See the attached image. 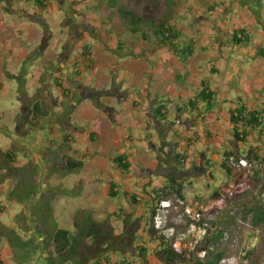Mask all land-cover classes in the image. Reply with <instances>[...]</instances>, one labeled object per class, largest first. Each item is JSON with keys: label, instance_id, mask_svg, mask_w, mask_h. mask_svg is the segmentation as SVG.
Masks as SVG:
<instances>
[{"label": "rangeland", "instance_id": "1", "mask_svg": "<svg viewBox=\"0 0 264 264\" xmlns=\"http://www.w3.org/2000/svg\"><path fill=\"white\" fill-rule=\"evenodd\" d=\"M76 1V4L70 5V8L66 9L64 3L65 6L69 5L67 0H47V5L51 10L48 12L40 10L35 0L23 3L0 0L2 6L0 20H4L2 16L5 15L8 26H13V24L31 25L30 22L36 19H39L44 25L43 16L46 17L44 19L52 26V29L59 26L62 30L61 34L58 33L61 35V39L59 40L58 35V40L50 41L51 44L53 43V47L44 57L41 53L37 55L34 53L39 50L44 52L47 44L41 43L40 49L32 53V57L35 56L38 65L40 64L39 72H44L42 78L43 84H45L44 91L47 90L45 87L48 85V91L56 99H51L48 105L50 111L48 120L53 124L56 136V139L50 144L52 148L55 147V150H53V155L46 152V156H42L43 160L38 162L40 165L42 164L41 169L37 168L33 172L30 167H25L19 173L23 180L20 183L18 181V184L11 182L10 188L6 187L9 192H17L15 195L17 201H14L15 198L8 199L7 196L0 197V241H3L0 244L3 253L0 254L3 263L15 264L14 256L20 255L23 250L31 252L37 245L42 244V232L40 231L39 236L37 235L34 227L36 223L44 225L53 235L54 224H57L59 228L76 232V225L88 216H92L95 222L103 224L104 233L112 232L115 236L122 234L120 232L124 231L121 228L125 226L124 220L141 209L132 207L125 197L112 199L107 196L106 187H109L110 179L117 180L114 175L116 168L110 159H105L108 157L106 155L112 157L113 153L107 152L113 150L114 147L109 143L104 145L100 141L93 142L90 133L92 131L100 132V128L107 135L110 132H116L115 129L121 130V134H123L122 131L130 132L131 130L123 129V127L130 126L132 129L133 122H129V114L134 111L133 101L137 100L147 105L148 101L154 104L161 97L164 103L169 99L166 104L170 111L168 121L161 125L148 115L146 119H151L155 123L146 125V120L145 124L141 125L140 119L138 124L136 123L138 120L135 121V128L150 127L153 137L156 136L151 148L153 156H150L146 163L147 167L153 166L154 168L150 167V171L146 172L145 176L150 177L156 174V178L153 177L155 180H151V186L158 187V181L163 177L161 174L166 171L167 166H170L171 149L174 148L175 152H184L188 139L195 140L193 133L189 132L194 125L197 124V131L203 136H206L205 130L211 131L213 135L210 148L206 149L202 143L196 145L191 153L192 157L189 156L187 169L185 168L180 176L187 186L185 191L187 201L196 196L193 202L187 203V208H196L199 205L214 207L216 205L222 210V215L233 211L234 218L231 219L228 232L219 247L226 253V258L221 264H264V226L258 228L259 231L256 232L255 229L253 230L251 221L244 219L242 213V208L246 207L247 202L252 203L260 200L264 204V173L259 177V181L252 178L253 176L248 177L240 172H234V176L230 178L224 170L217 166L216 156H213L218 153L224 157L225 152H231L234 149V146H230V143L234 142V137L229 136L228 126L225 124V117L229 112L230 105L221 106L226 110L224 114H220L218 107H215L214 113L218 117L221 116V122H217L214 115L212 118L209 117V124L201 119L207 118L204 114L196 113L195 117L191 116L188 120L179 117L175 106L180 95L185 98L192 97L196 89L200 88L202 80H209L210 85L218 87L216 88L218 101L224 96H229L231 99L245 97L246 93L250 92L254 74L248 69H261L257 64H252L254 63L253 55L257 53L261 43V40L258 39L259 34L264 32V0L168 1L171 3H168L167 0H118L123 7L135 10L144 17H166L171 21V24L178 26L182 31L181 41L195 43V56L186 63L178 60L167 47H158L155 40L144 42L140 36L130 33L120 17L112 11L108 0ZM216 4H219V7L212 12L209 7ZM36 10H40L39 14H35ZM20 11L22 12L19 13ZM58 11L60 12L58 13ZM25 14L35 15L32 20L26 18ZM72 15L79 19L80 26L74 25V22L69 19V17L74 19ZM67 24L73 29L70 39L66 34L62 37ZM44 26L47 27V25ZM35 27L41 28L38 25ZM240 28H245L250 33L253 32L250 35L249 43L236 45L232 41L233 34ZM256 30L260 32L255 33ZM45 32H48V29ZM1 34L3 33L0 30ZM63 48H65V52L62 51ZM87 48H90V58L84 56V53L88 51ZM62 52L64 55L59 63ZM36 62L33 67H36ZM28 69L27 65L21 66L19 75L13 79V83L7 85L8 98L5 101L0 100V110L5 112L8 118H12L13 112L20 106L17 98L19 95L25 92L33 95L34 89L30 85L31 78L28 76ZM77 72L82 77L78 76ZM58 81L61 82L62 89L56 84ZM63 90L67 92L65 93ZM72 91L74 92L72 93ZM146 92V99H143ZM38 94L40 93L37 92L33 99H38L40 96ZM83 102H89V107L88 105L86 107L92 111V114L89 111L85 113L88 122L81 123L74 119L69 121L70 118H74L79 105H83ZM56 106L59 107L57 110H55ZM182 120L185 122L184 124ZM47 126L45 123L44 127ZM42 127L43 125L39 129ZM6 129L8 131L15 130L9 126H6ZM155 130L159 132L157 133ZM46 133L45 138H48L51 132L46 130ZM131 134L134 133L131 132ZM8 135L7 133L0 134L1 150L9 148L12 143L8 139ZM65 135L74 139L70 143V145H75L74 148L70 146L73 149L68 148L64 141ZM45 143L48 147L49 143L46 141ZM79 151L83 153H79ZM36 152L38 153V150ZM98 153L100 155H97ZM206 153L210 154L209 160L214 162L212 163L214 167L210 169L213 175L212 179L209 176L202 177L206 171L201 160L207 159L204 157ZM258 153L264 168L262 162L264 147ZM104 155L105 158L102 157ZM66 157L84 160L86 162L85 169L63 172L58 167L57 171L56 164L65 160ZM24 159L27 158H22L23 165L26 164ZM156 160L157 165L154 164ZM29 162L30 159H27V163ZM102 172L104 173L103 177L101 176ZM110 174L113 176H109ZM164 176L169 177L168 174ZM159 177L160 179H158ZM125 179H119L122 190H134L133 181ZM146 179H142L140 182L142 183ZM233 182L234 189H230L232 193L229 192V198L233 197L234 203L228 207L224 205V201L215 204L212 200L213 194L226 186L229 188ZM137 189L138 191L143 190L142 187H137ZM138 191L136 192L139 195L142 194ZM115 205L119 207V210H124L122 219L112 218L111 214L108 215ZM102 206L104 211L100 209ZM36 209L39 212L37 214L39 222H33L31 219ZM129 209L132 210L131 214L128 213ZM178 211L177 208H173L168 214V221L176 223L177 230L183 232L188 226V220ZM221 212L217 214L221 215ZM102 214L104 215L103 219H99ZM30 223L35 224L31 225ZM252 230L255 232L253 233ZM251 231L253 234L249 237L248 233ZM140 234L137 235L139 238L137 241H145L148 250V244L155 247L161 243L159 233L156 236H150V238L148 232V236ZM104 241L105 239H102L97 243L92 238L87 239L80 247L79 253L74 259L75 263H73L96 264L104 260L106 256L112 259L114 264H120L132 256H136L134 264L139 263L142 259L134 248V245L138 246L137 241H133V243L127 238L117 239L116 242L106 246L103 244ZM252 246L257 249L256 255L250 262L244 261L243 251ZM154 247H152V251L155 250ZM153 255L152 264H164L165 260L161 254L154 251ZM16 261L19 264V261ZM63 261H65L64 258ZM32 263L34 264V261Z\"/></svg>", "mask_w": 264, "mask_h": 264}, {"label": "trees", "instance_id": "2", "mask_svg": "<svg viewBox=\"0 0 264 264\" xmlns=\"http://www.w3.org/2000/svg\"><path fill=\"white\" fill-rule=\"evenodd\" d=\"M46 0H35L37 6L42 9L46 8ZM109 5L114 13H116L120 19L125 24L128 31L134 35L140 36V38L144 42H148L149 40H155L156 44L160 48L167 47L173 55L183 63L188 62L195 54V43H185L181 41L182 39V31L179 30L178 26H174L171 24V21L163 18H151L144 17L140 13L135 10L123 7L118 0H108ZM170 0H167V2ZM15 3H23L28 2V0H13ZM171 3V2H168ZM219 4L214 6H210L212 12H214ZM250 34L247 29L241 28L233 34V42L236 45H244L245 43H249L251 41ZM88 51L84 53L86 58H90V48H87ZM259 52H264V49H259ZM79 74V72H77ZM60 88L63 86L59 83H56ZM65 93L66 90H63ZM181 102L177 107V113L184 116H189L194 113L204 114L206 116H211L215 111V107L218 104V100L216 98V90L213 89L211 85L205 82L202 83V88L195 95L188 100L180 97ZM235 108L230 110L226 115L228 119L229 125L233 127V137L234 142L237 141L238 144L245 146L247 151L245 153H237V152H226L222 159L221 169L226 172V174L232 178L234 175V169L229 165V158L234 156L238 161L245 157L251 161H261L259 154L255 152L259 148H256L252 145V133H256L257 136L264 143V108H257L248 105L243 99H236ZM41 103L36 104L34 106V110L36 111L38 116L43 118H49L50 112L47 110H43ZM168 110L166 105H161L154 110L153 118L157 122H163L168 120ZM206 136H203L197 132H194L193 138L188 139L187 145L184 147V152H175V149H171L172 157L170 158V166H167L165 172L161 175L168 174L165 186L154 190L150 193L151 200L142 198L137 194L132 195L128 192L122 191L120 186L111 182L108 187L107 195L109 198L117 199L120 197H125L129 204L134 208H143L147 213V232L149 236L153 237L158 234V231L154 228V218L156 215V210L160 206L163 201L171 202V208L168 211H172L173 208H177L179 214L182 216H186L187 209V199L185 195V191L187 186L185 182L180 179V176L187 169V165H189V155L190 152L194 150L196 145L204 144L207 148H210L212 145L211 137L213 133L209 130H205ZM90 138L92 141L99 140V134L97 132L90 133ZM64 141L67 145L71 143V138L69 135L64 136ZM207 143V144H206ZM230 145L234 146V143L231 142ZM264 163V160H262ZM113 165L120 170L123 174H127L130 171L131 164L128 161L127 157L123 154L115 155L112 160ZM208 162L205 166L211 168ZM56 168L63 172H75L78 170H82L85 166V162L82 160H76L71 157H66L65 160L56 164ZM197 169V168H196ZM160 173V172H159ZM264 173V168L262 167L260 170L255 172L252 178L255 180L260 179L261 174ZM213 177V176H212ZM259 181V180H258ZM263 183V182H262ZM228 186L217 190L213 196L212 200L215 204L223 201L225 197L229 198L230 194L228 192ZM17 193V192H16ZM14 193V196L16 195ZM231 199H234L233 197ZM173 207V208H172ZM222 210L218 206H214L211 210V213H206L204 216V222L207 221L209 216L212 214L215 216L213 221H210V231L206 238V241L203 244V251L206 253V256L201 258H194L193 254L188 258V254L184 251L174 250L172 247V241H169L165 236H160L161 247L162 250L159 254H161L166 260L165 264H221L223 260L226 258V253L223 250H220V243L225 239V236L228 232V226L230 224L231 219L234 217L233 211H229L228 213H223ZM119 212L123 215L124 210L120 209ZM218 215L217 213H220ZM242 213L244 215V219L250 220L254 229H258L264 226V204L260 200L254 201L251 206L243 207ZM117 219H122L118 214L115 215ZM133 216H128L124 220L125 229L120 236H115L112 232L104 233V226L101 222H95L92 216H88L85 220H82L80 223L76 225V232L59 228L57 224L55 226V232L53 234L54 242L57 246V255L61 259H65V261H72L77 257L79 253L80 247L82 244L89 238H92L94 242H99L102 239H105L104 246L109 245L117 241V239H128L130 242H135L139 238L137 237L138 231L140 229V222L132 219ZM169 227H174L177 229L176 223H170L168 221ZM187 226V227H188ZM142 239V238H141ZM140 239V240H141ZM133 242V243H134ZM138 242V241H137ZM121 245V243H120ZM143 262L148 264V249L146 248L145 241H139L138 246L135 248ZM242 258L244 261L250 262L252 258L256 255L257 249L255 246H252L248 249H245ZM132 258L126 259L124 262L120 264H134ZM0 264H3V261L0 260ZM96 264H114L113 260L106 256V258L99 263Z\"/></svg>", "mask_w": 264, "mask_h": 264}, {"label": "crops", "instance_id": "3", "mask_svg": "<svg viewBox=\"0 0 264 264\" xmlns=\"http://www.w3.org/2000/svg\"><path fill=\"white\" fill-rule=\"evenodd\" d=\"M45 3H46V8L42 9L40 7V10L42 9L43 11L46 10L48 12L51 11L50 6L47 5L48 4L47 0L45 1ZM1 8H2V6L0 5V9ZM40 10H36L35 11L36 14H39L38 12ZM59 12L60 11H58V13ZM34 15H32V16H34ZM4 17H5V15L2 16V18L4 20H0V30H1V33H3L0 35V100L5 101L8 98L7 94H6L7 85L13 83V79L19 75V69L21 68V66L25 67L27 65V68H29L28 69V71H29L28 76L31 78V84L30 85L34 89L32 96L29 93L25 92V93H22L21 95H19L17 97L20 106L15 109V112H13V114H12V118H8V116L5 114V112L0 110V134L1 133L9 134L8 139L12 142L10 144L9 148H6L5 150L0 149V159H1V162H0V197L7 196L8 199L15 198L14 201H17L18 199H16V197L14 196L15 192L14 191L9 192L6 187L10 188L11 182H15V183L17 182V184H18V181L20 183V181L23 180L20 177L19 173L25 167H30L32 171L37 169V168L41 169L42 164L40 165L38 162H40V160H43L42 156H46V152L53 155V150H55V147L52 148L51 144H50L51 141H54L56 139V136L54 134L53 124L50 123V121L47 118L41 124V126L43 125L42 129H39L40 126L34 127L33 125H31L32 123L27 122V121H23L24 118H23L22 108L23 107L30 108L31 106H34L36 104L41 103L42 105H44V106H42L43 110L49 111V109H48L49 101L51 99H55V98L52 97L51 93L48 91L49 90L48 85L45 87L47 90L44 91V85L45 84H43V81H42L44 72L43 71L39 72L38 69H40L39 68L40 64L38 65L37 58H34L35 56L32 57V53H34V51H36L37 49L38 50L40 49L41 43L44 42V38L46 36V33H48L49 37H48V40L46 41L47 46H46V49L44 50V52H43V50L42 51L39 50L36 53H34L35 55L41 53V54H43L42 56L44 57L47 54V52L53 47L52 46L53 43L51 44L50 41L54 40V39L58 40L57 36L59 34H61L62 30L59 26H56L54 29H52V26H50L49 23L44 19L46 17H43V16H42V20L44 21L43 23H44V25H47V27H45L43 24H41L39 19H36V20L30 22L31 25H29V24L14 25L13 24V26H8L7 25V19H6V17L5 18ZM5 25H6V27H5ZM36 25L40 26L42 29L41 28L38 29L37 27H35ZM47 29H48V32H45ZM72 30H73L72 27L67 24L65 31H64V35H62V37L65 36V34H66L69 37L68 39H70V37L72 35ZM258 32H260V31L256 30L255 33H258ZM26 34H27V36H26ZM249 34L251 35V34H253V32H251V33L249 32ZM259 35H260V37L258 39L261 40L260 41L261 43L259 44L257 53L253 52L255 55H253L254 63L252 65L257 64V66H259V69L260 68L261 69L260 70H253L252 68L248 69L249 71H251L254 74V78L252 79V83L250 86V92L246 93L245 97L241 96V97H237L234 99H231L229 96H224V98H222L220 101H218V106H217L218 108L217 109H219L220 114H224L226 111L225 108H221L222 105L226 106L227 104H229L230 105L229 111L234 109L235 108L234 102L238 98L243 99L248 105H250L252 107L264 108V52L263 53L259 52L260 48L264 49V32L262 31L261 34H259ZM60 39H61V35H59V40ZM36 45L39 47H35ZM223 51H225V50L223 49ZM194 56H195V54H194ZM35 62H36V67H33ZM77 75L79 76L80 73L79 74L77 73ZM80 76L82 77V75H80ZM203 82H205V83L208 82V84L210 85L209 80L200 81V88L196 89L195 94L199 90H201ZM59 83H61V82L59 81ZM211 86L213 87L214 90H216V88H218L216 85L215 86L211 85ZM36 91L40 93V94H38L40 96L38 97V99H33V96H35V94L37 93ZM25 95H26V97H25ZM144 95H145V97L143 99H146L147 92ZM156 97L158 98V95ZM180 97H183V96L182 95L179 96V100L175 105L176 109L180 105L179 104L181 102ZM159 98L160 99H158V102H156V103L154 102L155 105L153 103H151V101L150 102L148 101L147 105H146L145 103L143 104V103L138 102L137 100H134L133 105L135 107L136 106L137 107L136 108L134 107V111L129 114V122H133V124L131 125L132 129L130 128V126L121 125L122 127L125 126V128L123 127V129H128L131 131L130 132L122 131L123 134H121V130L115 129L116 132H110L109 135H107L100 128L101 133L97 132L99 134L100 139L96 140V141H100L101 144L103 143L105 145V143H109L114 147L113 150L107 152V153H113L112 157L110 155H106L108 157L105 158L106 156L104 155V156H102L103 158H105L107 160L110 159L111 163H112V160H113L115 155L123 154L127 157L128 161L131 164V168H130L129 173L123 174L112 163V165L116 168L114 175L117 177V180L110 179V183L115 182L122 189V184L119 183L120 178H122V179L126 178L125 180L133 181L132 186L135 189L130 190V191L126 190L124 192H128L129 194H132V195L137 194L138 196H141L142 198H145L148 200L152 199L150 196V193L154 191V190L152 191V189L157 187V186H155V187L151 186L152 181L155 180V178H156L155 177L156 174H153L150 177L145 176V173L150 171V167H151V169L154 168L153 166L147 167L146 163L148 162L149 157L153 156V154L151 153V152H153L151 150V148L153 145V139L156 138V136L153 137V133H152L153 131H151L150 127L140 128L142 126H139V127L135 128V121L138 120V122H136L138 124L139 119H140V121H142V123H140V124L144 125L146 120H147L146 125L152 124L153 120L151 121V119L150 120L146 119L147 115H148V117L151 116V118H152L153 117L152 114L154 113V110L163 104L166 105L167 102L169 101V99H168L167 102L164 103V100L162 101L161 97H159ZM188 98H191V97H186V98L183 97L184 101L188 100ZM58 104H59V102H58ZM88 104H89V102H83V105L82 104L79 105V107L77 109V113L75 114V116H73L74 118H70L69 121L70 120L73 121V119H74L75 121L81 122V123L82 122H84V123L88 122V117L85 115V113L87 111H89V109H87V107H86ZM81 107H83V108L81 109ZM88 107H89V105H88ZM149 107H152L153 109L149 108ZM58 108L59 107L56 106L55 110H57ZM167 110L170 114L168 107H167ZM89 112H91V114H92V111H89ZM214 115L216 116L217 122H221V119H222L221 116L219 115V117H218V115L216 113L211 115V116H207V118L203 117L201 119H203L207 124H209L210 118H212ZM178 116L182 117V118H187V120H188L191 116L195 117L196 113L189 115L187 117L184 115H180V114H178ZM222 117L224 118L225 116L223 115ZM225 118H226L225 124H226V126H228L229 136L233 137L234 136V135H232L233 134V127L231 125H229L227 117H225ZM168 119H169V117H168ZM118 121H119V119H118ZM164 122H166V121H163L160 123L157 122V123L162 125ZM182 122H183V124L185 123L183 120H182ZM45 123H47V125H48L47 127H44ZM72 123H74V122H72ZM153 123H155V122H153ZM6 126H9V128H12L15 130L14 131H12V130L8 131V129H6ZM175 129L177 130V128H175ZM46 130H47V132L48 131L51 132L50 135L48 136V138H45L47 135ZM131 132H133L134 134H131ZM155 132L158 133L159 131L155 130ZM189 132L193 133V134H194V132L198 133L197 124L194 125V127ZM154 135H156V134H154ZM106 137H108V138H106ZM58 138H59V136H58ZM252 138H253L252 145L256 148H259L258 150H255V152L258 153L264 147L263 146L264 144L261 141V139L257 136L256 133H252ZM72 140H74V139L71 138V143H72ZM45 141L49 143L48 147H47ZM96 141H93V142H96ZM233 143L236 145H234V149L231 152L245 153L247 151V148L245 146L238 144L237 141H235ZM70 146H72L74 148L75 145L69 144L68 148H71ZM230 146H232V145H230ZM73 148H71V149H73ZM36 150H38V153L36 152ZM74 150H76V149H74ZM74 150H72V151L74 152ZM228 151H230V150H228ZM192 152H190V154ZM79 153H83V152L79 151ZM103 154H106V153H103ZM80 155L82 156L83 154H80ZM97 155H100V154L98 153ZM204 155H205L204 157H207V159L205 161H203V159H202L201 164H203L205 166L208 162H210L209 165L212 167L209 168V167L205 166L204 170L206 171V174H204L202 177L207 178L206 176H209V178L211 177V179H212L213 175H212V172L210 171V169H212L214 167V164H212L214 162L209 160V156H210L209 153L208 154L206 153ZM189 156L192 157V154ZM213 156H216L217 166H219V168H221L223 156H221L218 153L213 154ZM22 158L30 159V162L27 163V159H24L26 161V164L23 165L22 164ZM76 160H81V159H76ZM82 161H84V160H82ZM35 164H36V166H35ZM154 164L157 165V160ZM85 167H86V162H85V166L83 169H85ZM115 173H117V174H115ZM103 174L104 173L102 172V175H101L102 177L104 176ZM111 175L113 176V174H110L109 176H111ZM153 177H155V178H153ZM166 178L167 177L163 176L162 179L160 181H158L159 185H158L157 189L165 186ZM142 179H146V180H144L141 183L140 181ZM158 179H160V177ZM36 183H37V180H36ZM17 184H15V185H17ZM48 186H50V185H48ZM137 187H142L143 190L138 191ZM106 189L108 191L107 187H106ZM136 191H138L142 194L139 195V193H137ZM106 194H107V192H106ZM195 198H196V196L191 198L190 201H186V203L193 202V200ZM223 201H221V203L222 202L225 203L224 205L226 207L230 206L231 203H234L233 199H228V198H226ZM252 203L247 202L246 207L251 205ZM33 209H35V208H33ZM100 209H101V211H104L103 206ZM138 209H141V210L140 211L137 210V213L135 212L133 215V220H137L140 222V229L138 231L139 232L138 236L141 235L140 233H143L144 235L148 236V234H147V229H148L147 222L148 221H147L146 210L143 208H138ZM118 212H119V207L115 205V206H113L112 210H110L108 215L111 214L112 218H114ZM38 213L39 212H37V209H36L35 213L33 212L34 215L31 217V219H33V221H35V222H39V220H40L38 218L39 216L37 215ZM128 213L131 214L132 210L129 209ZM119 216L122 217V214H119ZM103 217H104V215L102 214L99 219H103ZM121 228L124 230L125 226H122ZM253 230H254V228H253ZM252 231L248 233L249 237L255 231L256 232L259 231V229H255V231H253V233H252ZM121 233H123V232H120V234ZM149 238H150V236H149ZM2 243H3V241H0V244H2ZM148 246H149L148 264H152L151 262L154 261V259H152V256H154L153 252L155 251L156 253H160V251L162 250V247H161V243L159 245H156L155 247L151 246L150 244H148ZM136 247H137V245H134V248H136ZM152 247H154L155 250L152 251L151 250V249H153ZM146 248H147V246H146ZM0 253L1 254L3 253L1 247H0ZM32 253H33V249L31 252L30 251L25 252L23 259L20 260V262H21L20 264H33L32 262L29 263V261H28L31 258ZM1 254H0V260H2ZM13 255H15V254H13ZM132 259L135 262L136 256L135 257L132 256ZM142 263H144V262L141 259L139 261V263H136V264H142ZM165 263H166V260H165L164 264Z\"/></svg>", "mask_w": 264, "mask_h": 264}, {"label": "built area", "instance_id": "4", "mask_svg": "<svg viewBox=\"0 0 264 264\" xmlns=\"http://www.w3.org/2000/svg\"><path fill=\"white\" fill-rule=\"evenodd\" d=\"M229 165L233 167L235 173L240 172L247 176H253L262 167L257 161H251L246 158H241L238 161L234 156L229 158ZM230 189H234V182L230 184L228 190V192L232 193ZM169 208H171L170 202L163 201L160 204L156 210L154 228L160 235L173 242L172 247L174 250L186 252L188 258L192 254L194 258H204L206 253L200 249L209 234V222L215 219V216L211 214L207 221L204 222V216L206 213H211L213 207L199 205L196 208H187L186 215L189 219V226L183 232H178L176 228L168 226Z\"/></svg>", "mask_w": 264, "mask_h": 264}, {"label": "flooded vegetation", "instance_id": "5", "mask_svg": "<svg viewBox=\"0 0 264 264\" xmlns=\"http://www.w3.org/2000/svg\"><path fill=\"white\" fill-rule=\"evenodd\" d=\"M67 1H69V5L65 6L66 4L64 3V8H66V9H69L70 5L73 6V4L77 3L76 0H67ZM22 11H24V10H22ZM22 11H20L19 13H21ZM72 16L74 17V19H72V17H69V19L74 22V25L80 26L79 25V19H77L74 15H72ZM69 22H67V23L69 24ZM40 23H42V22L40 21ZM76 23H78V24H76ZM48 37H49L48 33H46V36H45L44 42H43L44 44H47L46 41L48 40ZM62 51L65 52V48H63ZM63 52L61 53V56L59 58V63L61 62L62 56L64 55ZM73 92L74 91H72V93ZM34 106H31L30 108H28V107L22 108V113L24 114L23 118H24V121L32 123L31 125H33L34 127H39V126H41L42 122L44 120H46L47 118L46 117L43 118L41 116H38L36 111L34 110ZM71 158L76 159L74 157H71ZM30 224L34 225L35 223H30ZM34 227L36 228L38 236H39L38 233L40 231L42 232V238H41L42 244L37 245L35 248H33L32 257L29 259V261H31V262L34 261V264H74L75 263V261H74V263L72 261H63V259L58 257V255L56 253L57 246L54 242L53 235L49 233V231L45 228L44 225L36 223L34 225ZM25 252L26 251L23 250V252L20 255L14 256V258H15L14 263L15 264H18V262L16 260L19 261V264L21 263L20 260H22Z\"/></svg>", "mask_w": 264, "mask_h": 264}, {"label": "clouds", "instance_id": "6", "mask_svg": "<svg viewBox=\"0 0 264 264\" xmlns=\"http://www.w3.org/2000/svg\"><path fill=\"white\" fill-rule=\"evenodd\" d=\"M242 158H245V157H242ZM247 159V158H246ZM249 160V159H248ZM259 163L261 164V161H259ZM261 166H262V164H261ZM262 168V167H261ZM260 170V169H259ZM234 176V175H233ZM248 177H250V176H248ZM230 187V186H229ZM229 190V189H228ZM227 197H225V199H226ZM224 199V200H225ZM228 199H230V198H228ZM166 202H169V201H166ZM221 202V201H220ZM171 203V202H170ZM218 204V203H217ZM177 230V229H176ZM178 231V230H177ZM179 232V231H178ZM159 233V232H158ZM200 250H203V247H201V249ZM164 258V257H163ZM201 259H203V258H201Z\"/></svg>", "mask_w": 264, "mask_h": 264}, {"label": "water", "instance_id": "7", "mask_svg": "<svg viewBox=\"0 0 264 264\" xmlns=\"http://www.w3.org/2000/svg\"><path fill=\"white\" fill-rule=\"evenodd\" d=\"M26 18L32 19L33 20V16L31 14H26Z\"/></svg>", "mask_w": 264, "mask_h": 264}]
</instances>
